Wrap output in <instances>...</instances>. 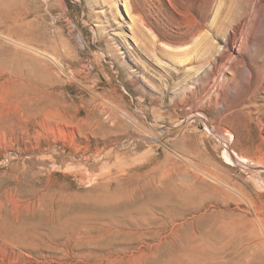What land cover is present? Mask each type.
Here are the masks:
<instances>
[{
  "label": "rangeland",
  "instance_id": "374dc122",
  "mask_svg": "<svg viewBox=\"0 0 264 264\" xmlns=\"http://www.w3.org/2000/svg\"><path fill=\"white\" fill-rule=\"evenodd\" d=\"M223 176L264 217V0H0V264H223Z\"/></svg>",
  "mask_w": 264,
  "mask_h": 264
},
{
  "label": "bare ground",
  "instance_id": "6f19581e",
  "mask_svg": "<svg viewBox=\"0 0 264 264\" xmlns=\"http://www.w3.org/2000/svg\"><path fill=\"white\" fill-rule=\"evenodd\" d=\"M228 179L224 176L221 177L216 180L219 186L214 187V191L221 197L223 205L234 199L240 203H246L247 211L250 209L254 213V219L248 218L245 215L246 211L244 212L245 214H235L226 209V207L218 218L214 217L210 220L209 217L204 216V219L200 220L197 225L198 231L191 234V242L195 244V249H193L200 251L204 257L209 258L220 255L223 259V264H245V259L247 258V263L252 264L256 259L260 260L261 255H264V217L260 209L249 199L245 188L230 182ZM233 203L231 202V204ZM204 206L205 201H201L195 212L200 211ZM236 246L239 250L234 249ZM230 250L231 252H228ZM225 255L227 257L231 256V258H224ZM233 258H236L235 261H232Z\"/></svg>",
  "mask_w": 264,
  "mask_h": 264
}]
</instances>
